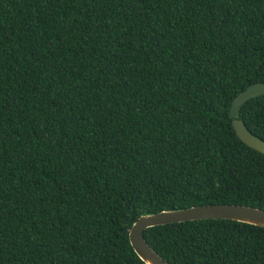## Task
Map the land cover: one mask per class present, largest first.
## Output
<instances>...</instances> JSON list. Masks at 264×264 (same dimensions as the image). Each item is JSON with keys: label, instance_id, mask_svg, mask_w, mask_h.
I'll list each match as a JSON object with an SVG mask.
<instances>
[{"label": "trees", "instance_id": "trees-1", "mask_svg": "<svg viewBox=\"0 0 264 264\" xmlns=\"http://www.w3.org/2000/svg\"><path fill=\"white\" fill-rule=\"evenodd\" d=\"M264 82V0H0V264H144L141 214L264 210L228 108ZM238 118L264 141V95ZM168 264H264V228L143 230Z\"/></svg>", "mask_w": 264, "mask_h": 264}, {"label": "water", "instance_id": "water-1", "mask_svg": "<svg viewBox=\"0 0 264 264\" xmlns=\"http://www.w3.org/2000/svg\"><path fill=\"white\" fill-rule=\"evenodd\" d=\"M259 95H264V82L248 84L231 99L228 116L237 137L248 147L264 153V141L252 134L238 118L240 106ZM207 218L231 219L264 228L263 209L241 204H200L141 214L128 227L127 238L132 250L144 264H168L145 241L143 230L160 224Z\"/></svg>", "mask_w": 264, "mask_h": 264}]
</instances>
